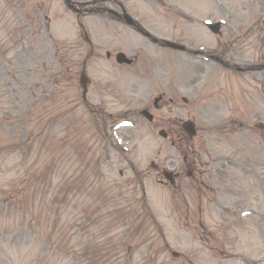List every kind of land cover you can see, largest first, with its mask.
Instances as JSON below:
<instances>
[{"label":"rangeland","instance_id":"1","mask_svg":"<svg viewBox=\"0 0 264 264\" xmlns=\"http://www.w3.org/2000/svg\"><path fill=\"white\" fill-rule=\"evenodd\" d=\"M224 1L228 3V0ZM233 1H235L234 7L231 8L229 5L227 7L237 16L238 23L245 22L244 29L241 31L245 32V26L251 25L254 33L251 40L243 38L232 40L233 49L228 52V57L242 63L264 59V40L259 41L260 36L264 33V0ZM175 2L187 9L194 17L203 16L209 12L210 0H175ZM66 9L61 0H0V81L3 84L6 80L15 88L11 95L16 98L14 100L0 96V190L7 189L8 184L16 179L25 165L31 170L35 159L37 165L42 167L47 161V157L62 141L68 152V157L53 163L42 176V178L47 176L46 181L44 178L41 179V187L42 182L46 183L44 192L48 199L58 193L63 176L71 175L79 165L80 161L74 152L78 148L85 147L87 149L92 145L95 149L97 146V135L92 129V120L84 110L75 108L68 113L67 118L54 114V117L50 119H37V112L40 111H36V106L32 107V113L28 109L29 94L33 93V86L42 84L44 88H50L48 74L44 68L38 65L39 59L43 55L51 60L47 36L43 29L48 24L51 26L58 16L63 19L65 17L64 22L69 26L71 20L65 12ZM46 15L48 18L45 17ZM207 15L209 18V14ZM231 17H229L230 22H233ZM158 22L160 25L162 24L159 20ZM41 31L42 35L38 36ZM206 35L207 33L204 31L199 34V38L203 37V39L201 42H197V47L201 45H207L208 48L214 47V37L211 39L207 37L206 39ZM8 40H10L9 45L6 44ZM2 43L4 44L1 46ZM14 57L17 59L13 64H10V59ZM167 59L166 56L159 55L160 64H164L163 60ZM199 64L198 61L183 57V55L175 56L176 71L173 87L180 93L187 95L191 101L194 100V95L191 92L202 90V86L206 87L204 89V94L207 97L205 101L194 104L189 109L198 118V122L204 126L207 125L211 132L208 145L205 144L211 150L210 157L206 159L212 158V161L216 163L209 171L206 181L212 184L213 191L216 189L219 191L214 204L208 200V207H206V201L202 202L203 212L200 214H203L208 225L215 227L214 232H217L219 238H213L216 246L195 241L199 235L187 228L179 227L173 217V207L167 200L168 193L160 190L161 197L164 199V204L160 208L162 223L174 239H179V235L185 236L182 238L181 244L174 245V249L188 256L191 264H247L249 262H251L250 264H254V262L258 264V260L264 257V243L261 241L264 232H259L262 230L259 227L262 223L264 224V203L261 201L263 200V192L260 188L261 181L264 182V136H262V140L258 138L263 129L264 106L261 105L258 111L251 106V102L254 98L253 95H257L259 86H256L251 78L250 81H245L246 77H235L224 84L227 81V74H219L214 68L215 65L211 63L207 64V72L200 75L197 72L200 68ZM102 67L107 68L108 65L100 64L98 66L100 69H103ZM35 68L39 70L35 71ZM90 75L95 84V88L91 87V99L96 101L104 99L107 102L108 110L114 114L125 109L122 98L130 95L137 98L140 95L143 102L149 98L154 90L155 83H151L152 80L158 82L155 85L164 88L169 84L164 77H161L162 73L154 78L150 76L151 80L130 74L133 75L130 84L136 86L135 91L137 93L135 95L131 88L114 82L115 78L120 75L119 73L113 75V72H100L95 69ZM110 81L112 86L109 88ZM218 81L220 83H217ZM259 81L264 83V73L259 77ZM111 89L120 94L119 99L111 97L113 95ZM263 90L259 89V91ZM79 94L78 89L71 90L68 100L73 102L72 107H75L79 102ZM65 96L66 94L61 99L64 111L71 108L66 105ZM260 97L263 101L264 98L262 97L264 96L258 95L256 99ZM46 101L54 102L50 100V96ZM49 113L50 108L46 110L44 117H48ZM184 113L186 111H182V114ZM236 115L242 120L244 119L240 123L241 126L244 125V129L231 137L234 146L231 144L226 146L219 141L215 128L222 118ZM38 121L50 127L43 132L40 139L31 144L29 147L31 153L23 157L15 148L11 147V141L13 139L19 143L26 139H22L25 133L27 136L32 132L40 133L42 126ZM65 123L68 124L67 128H65ZM126 134H128L127 139L131 141L130 154L119 155L113 152V148L110 147L113 160L111 164L106 166V172L114 177L118 178L120 169L127 170V161H135L137 152L144 151L149 154L146 164L142 168H145L150 161L163 163L164 160H169L172 163L183 160L184 151L173 148L168 143L161 145L162 139L158 136V130L146 123L139 124L137 129L130 130ZM42 140H44L43 144ZM221 155L232 156L228 165L218 162L219 157L216 156ZM129 175L130 173L126 172V177ZM200 189L201 185L198 184L197 187L193 186L192 189L188 190L191 203L193 201L196 204L200 203ZM156 191L160 193L158 190ZM148 192L155 207L153 186L148 185ZM245 208H255L258 213L252 217L240 218L239 210ZM176 209L182 210L179 206ZM71 218L75 221V210L73 216L69 217V219ZM262 218L263 220H261ZM221 224L223 228L225 225L230 226V229L223 233L225 237H221L222 235L217 230L216 225ZM183 225L186 226V224ZM41 228H44V223L41 224ZM74 232H76V228H74ZM187 233L191 236L192 241L187 239ZM5 238L3 236L1 241H4ZM255 241L259 242L257 246L253 245ZM14 244L20 245L15 261L18 262L19 259L23 258L24 264H31L32 259L37 257V252L49 246V243L44 241V236L35 235L32 229L27 230L23 237L20 234H12L7 240L6 246L10 247ZM227 248L233 252L250 253L253 259L241 256L239 253H229V255H235L236 261L235 259H225ZM221 250L224 252V257H222ZM159 264H182V262L170 263L164 257L160 258Z\"/></svg>","mask_w":264,"mask_h":264},{"label":"flooded vegetation","instance_id":"2","mask_svg":"<svg viewBox=\"0 0 264 264\" xmlns=\"http://www.w3.org/2000/svg\"><path fill=\"white\" fill-rule=\"evenodd\" d=\"M115 5H116L118 8H121V4H118V3H117V4H115ZM100 9H101V8H98V7H97V10H100Z\"/></svg>","mask_w":264,"mask_h":264}]
</instances>
